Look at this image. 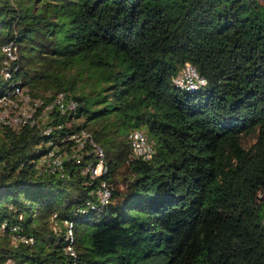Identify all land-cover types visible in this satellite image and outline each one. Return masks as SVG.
I'll return each instance as SVG.
<instances>
[{
    "label": "trees",
    "instance_id": "obj_1",
    "mask_svg": "<svg viewBox=\"0 0 264 264\" xmlns=\"http://www.w3.org/2000/svg\"><path fill=\"white\" fill-rule=\"evenodd\" d=\"M186 63L205 88L173 84ZM14 84L79 106L0 122V264H264V0H0V95ZM81 130L105 174L58 141ZM49 141L71 158L59 171Z\"/></svg>",
    "mask_w": 264,
    "mask_h": 264
},
{
    "label": "bare ground",
    "instance_id": "obj_2",
    "mask_svg": "<svg viewBox=\"0 0 264 264\" xmlns=\"http://www.w3.org/2000/svg\"><path fill=\"white\" fill-rule=\"evenodd\" d=\"M13 44V43H12ZM17 49V48H14L12 45H7V46H4L2 48V50L4 51V53L6 54V56L11 59L12 61V58H14L12 52H14V50ZM16 52V51H15ZM15 55V54H14ZM16 58V56H15ZM11 64V63H9ZM5 65V64H4ZM7 65V64H6ZM10 67V66H9ZM7 68V67H5ZM9 70V69H8ZM192 70H196L192 67ZM9 72H7L6 70L4 71V77L5 78H9L10 75L8 74ZM13 77V76H11ZM185 78V71L182 70V72L174 79V82L181 88H187V89H193V88H197V86L193 85V84H190V83H187L186 81H182V79ZM7 80V79H6ZM9 81V79H8ZM15 82V81H14ZM18 82V81H17ZM15 85V84H14ZM20 85L17 84L14 86L13 90H10L6 93H3L2 95H0V122H4L6 124H9L11 125L12 122V119L10 116L11 115V110H12V103H17V101L15 102H10V98L12 95H19L20 93L23 92L24 88H20L19 87ZM27 91V90H26ZM4 92V91H3ZM25 93V91L23 92ZM27 95V94H26ZM29 96V95H28ZM34 97V96H32ZM31 97V98H32ZM18 99V97H17ZM20 99V97H19ZM30 99V98H29ZM26 101V100H25ZM32 101L31 103H29V105L31 107H34V110H32V112H28L25 110V107L23 108L21 105V109H19V114L16 115V122L18 123L17 126L19 125H25V124H30V125H37L39 126V122L46 120V114L48 112V110H51L53 108V106L56 108V110L58 109V111L61 113V114H66L67 112L68 113H72L74 112L77 107L79 106L78 102L76 100H74L73 98H70L68 95L66 94H63V93H60L56 96V98L52 101L51 104H46V106H43V103H42V100L41 98H32ZM21 102V101H20ZM48 103V101H47ZM43 106V107H42ZM29 107V106H28ZM17 108V106H16ZM7 111L9 113H7ZM40 112V113H38ZM57 112V111H56ZM15 113V112H13ZM50 113V111H49ZM53 117V116H52ZM54 118V117H53ZM8 119V120H7ZM50 119V118H49ZM53 120V119H52ZM15 122V121H14ZM15 124V123H14ZM12 126V125H11ZM15 126V125H14ZM41 127V126H40ZM46 127V126H45ZM61 126H58L57 128L59 129ZM43 133L45 134H48L50 133L52 130H53V127H46V128H43ZM53 132V131H52ZM72 132V131H71ZM57 136V135H56ZM130 147H131V153H132V156L135 157V158H143L145 160H149L153 157V154H154V146L152 144V142L147 138V136L140 130H136L134 131L133 133L130 134ZM92 138L94 137H91L85 130H81L79 132H73V133H68V134H65L64 136H59L58 137V141L61 143V142H64V143H67L68 142H73V139H80L81 141V149H77V145L74 143L75 145V154L72 155V158L74 159V157H78V158H81L82 159V156H84L81 151L84 150L87 147L90 148L89 152L86 154H92L94 153L95 154V158H96V162H92V163H88V168L85 170V172L87 170H91L92 169V175L93 176H97V175H101V174H105L107 172V166L105 164V155H104V151L103 149H101V147H99L94 141ZM53 142V141H52ZM49 141V145L51 147L54 146V149L52 152H50L49 156L52 157L53 154H54V151H55V157L53 156V159L51 160L52 162V171L55 170V169H61L63 166H64V163L66 160H70L68 158V155L65 154V151L63 153H59L58 152V148L60 147L59 145H53V143ZM69 145V144H68ZM73 145V144H72ZM67 146V145H66ZM70 146V145H69ZM63 147V146H62ZM74 147V146H73ZM67 148V147H66ZM138 148H140V150H138ZM64 149V147L62 148V150ZM69 149V148H68ZM48 151V149H47ZM74 153V151L72 152ZM78 153H81L80 155H77ZM145 153V154H144ZM69 154V152H68ZM43 155V154H42ZM70 155V154H69ZM45 156V155H44ZM70 157V156H69ZM132 157V158H133ZM47 158V157H46ZM75 160V159H74ZM80 160V159H79ZM46 161V160H45ZM49 161V160H48ZM50 163V162H49ZM101 165V170L98 171L97 173V166L98 165ZM50 166V165H49ZM48 166V167H49ZM42 167V166H41ZM40 167V168H41ZM51 168V167H50ZM46 169V168H45ZM85 174V173H84ZM62 176V175H61ZM64 177V176H63ZM102 189L98 190L97 191V194L99 195V199H100V204L105 206L106 204H108V198H109V195H110V189L108 188L107 185L105 184H102ZM105 190V191H104ZM258 199L259 201L263 202L264 203V189L260 190L258 192ZM264 217V216H263ZM261 225H262V228L264 230V218L262 219L261 221ZM71 226V225H70ZM74 228V226H72ZM67 228V227H66ZM69 228V227H68ZM7 229V228H6ZM17 229V228H16ZM19 229V228H18ZM68 231V230H67ZM70 233H68V236L69 238L72 237V234L74 232H72L71 234V231L69 230ZM16 235V234H15ZM74 235V234H73ZM74 237V236H73ZM19 239V238H18ZM72 239V238H71ZM69 240L68 244H67V247H66V251L69 253L70 256H75L76 253H74V251L72 250V246L71 244H73L72 240ZM20 240V239H19ZM26 240V239H25ZM34 240V239H33ZM28 242V241H27ZM66 242V241H65ZM64 242V243H65ZM75 242V241H74ZM75 244V243H74ZM66 246V245H65ZM67 254V253H66ZM77 255V254H76ZM72 258V257H71ZM78 258V257H77ZM72 260V259H71ZM70 260V261H71ZM72 262V261H71ZM70 262V263H71ZM62 264V263H61Z\"/></svg>",
    "mask_w": 264,
    "mask_h": 264
},
{
    "label": "rangeland",
    "instance_id": "obj_3",
    "mask_svg": "<svg viewBox=\"0 0 264 264\" xmlns=\"http://www.w3.org/2000/svg\"><path fill=\"white\" fill-rule=\"evenodd\" d=\"M263 1V0H262ZM189 65H185L184 67H183V71L188 67ZM20 87V86H19ZM21 88V87H20ZM34 90H36V91H39L40 93L41 92H43V90H44V84H40V86H38V87H35V89ZM25 91V89L23 90V92ZM20 93L19 95H12L11 96V98H10V102H15L16 100H17V97H18V100L19 101H21V102H18V103H12V110L10 111L11 112V115L10 116H12L11 117V119H12V122L13 123H11V125L12 126H17L18 125V123L16 122V120H15V118H16V115H18L19 114V109H21L22 107L24 108L25 107V110L26 111H28V112H32V110H34V107H31L30 105H29V103H31V102H33L32 101V98H31V96H28V95H26L25 93ZM19 97H20V99H19ZM30 98V99H29ZM26 100V101H25ZM22 107H21V106ZM16 106H17V108H16ZM29 106V107H28ZM13 112H15V113H13ZM7 113H9L8 111H7ZM8 120V119H7ZM15 121V122H14ZM4 123V122H3ZM15 123V124H14ZM143 131V130H142ZM143 133L145 134V132L143 131ZM129 141H130V137H129ZM248 142H252V140H250V141H248Z\"/></svg>",
    "mask_w": 264,
    "mask_h": 264
},
{
    "label": "built area",
    "instance_id": "obj_4",
    "mask_svg": "<svg viewBox=\"0 0 264 264\" xmlns=\"http://www.w3.org/2000/svg\"><path fill=\"white\" fill-rule=\"evenodd\" d=\"M184 71H185V78L182 79V81H186L187 83L193 84L195 86H199L200 84H202L203 81L198 77V75L196 74L195 70H192L191 66H188ZM73 142L77 145V149H81V141H80V139H73ZM138 150H140V148H138ZM100 170H101V165L99 164L97 166V173Z\"/></svg>",
    "mask_w": 264,
    "mask_h": 264
},
{
    "label": "clouds",
    "instance_id": "obj_5",
    "mask_svg": "<svg viewBox=\"0 0 264 264\" xmlns=\"http://www.w3.org/2000/svg\"><path fill=\"white\" fill-rule=\"evenodd\" d=\"M185 65H189V66H191L190 64H188V63H186ZM184 65V66H185ZM192 67V66H191ZM195 69V68H194ZM195 72H196V74L198 75V77L203 81L202 82V84H200L199 86H197V88H193V89H187V88H181V87H179L175 82H174V79L176 78H173L172 79V82H173V84L176 86V87H178L179 89H181V90H185V91H188V92H194V91H197V90H201V89H203V88H205L206 86H207V79L204 77V76H201L199 73H198V71L197 70H195ZM152 142V144H153V146H154V142L153 141H151Z\"/></svg>",
    "mask_w": 264,
    "mask_h": 264
}]
</instances>
